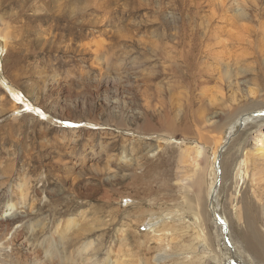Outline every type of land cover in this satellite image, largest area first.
I'll use <instances>...</instances> for the list:
<instances>
[{
    "label": "rangeland",
    "instance_id": "obj_1",
    "mask_svg": "<svg viewBox=\"0 0 264 264\" xmlns=\"http://www.w3.org/2000/svg\"><path fill=\"white\" fill-rule=\"evenodd\" d=\"M0 63V264H263L238 235L264 237V121L221 108L264 107V0H0ZM242 133L235 227L229 185L202 226L200 168Z\"/></svg>",
    "mask_w": 264,
    "mask_h": 264
},
{
    "label": "bare ground",
    "instance_id": "obj_2",
    "mask_svg": "<svg viewBox=\"0 0 264 264\" xmlns=\"http://www.w3.org/2000/svg\"><path fill=\"white\" fill-rule=\"evenodd\" d=\"M250 1V0H249ZM259 1V0H258ZM245 4V3H244ZM258 5V4H257ZM245 6V5H244ZM250 6V5H249ZM246 7V6H245ZM202 8V7H201ZM257 8V7H256ZM255 10V9H254ZM187 11V10H186ZM201 11V10H200ZM183 13V12H182ZM196 13H198V12H196ZM200 13V12H199ZM33 14V13H32ZM194 14V13H193ZM182 15V14H181ZM190 15V14H189ZM214 17V16H213ZM184 18V17H183ZM201 18V17H200ZM175 20V19H174ZM213 20V19H212ZM186 21V20H185ZM207 21V20H206ZM183 22H184V20H183ZM190 22V21H189ZM175 23V22H174ZM185 23V22H184ZM192 23V22H191ZM213 23L214 24H216L217 22H214L213 21ZM176 24V23H175ZM177 24H178V21H177ZM180 25V24H179ZM213 25V24H212ZM173 26V25H172ZM175 26V25H174ZM173 26V27H174ZM203 26H204V24H203ZM209 27V26H208ZM222 27V26H221ZM219 28V27H218ZM221 30V29H220ZM216 31H218V30H216ZM220 33V32H219ZM218 33V34H219ZM216 34V33H215ZM249 34H251V33H249ZM198 35V34H197ZM214 36V35H213ZM254 36V35H253ZM259 36V35H258ZM208 37V36H207ZM215 37V36H214ZM232 37V36H231ZM220 38V37H219ZM252 38V37H251ZM176 39V38H175ZM258 39H259V37H258ZM178 40V39H177ZM193 40V39H192ZM232 40V39H231ZM234 40V39H233ZM217 41V40H216ZM235 41V40H234ZM262 41V40H261ZM225 42V41H224ZM239 42V41H238ZM251 42H252V39H251ZM259 42V41H258ZM234 43V42H233ZM235 43H237V42H235ZM240 43V42H239ZM242 43V42H241ZM246 43V42H245ZM253 44V43H252ZM254 44H255V42H254ZM253 44V45H254ZM247 44H245V46H246ZM259 45V44H258ZM172 46V45H171ZM248 47H249V45H247ZM176 47V46H175ZM256 48V47H255ZM258 48V47H257ZM172 50V49H171ZM244 51V50H243ZM240 52V51H239ZM259 56V55H258ZM261 62V61H260ZM260 69H261V71H262V73L264 74V64L263 63H260ZM0 68H1V63H0ZM190 69V68H189ZM192 69V68H191ZM194 69V68H193ZM195 70H197L196 68H195ZM187 71H189V70H187ZM186 71V72H187ZM200 71H202V70H200ZM204 71V70H203ZM195 72H198L199 73V70L198 71H195ZM158 73V72H157ZM189 73V72H188ZM187 73V74H188ZM191 74H192V72H191ZM193 74H194V72H193ZM199 74H201V73H199ZM197 75V74H196ZM177 76V75H176ZM198 76V75H197ZM200 77H202L201 75H199ZM207 76V75H206ZM142 77V76H141ZM159 77H160V75L159 74H155V78L156 79H159ZM195 77V76H194ZM259 77H261L262 79L264 78V76H259ZM178 78V77H177ZM180 78H183V76H181ZM191 79V78H190ZM198 79V78H197ZM205 79V78H204ZM149 80L150 81H152L153 79H151V78H149ZM202 80H203V77H202ZM156 81V80H155ZM171 81V80H170ZM179 81V80H178ZM195 81V80H194ZM182 82V80L181 81H179L178 82V84L180 85V83ZM196 82V81H195ZM174 83H176L177 84V81L176 82H174ZM198 83V82H197ZM172 84H173V82H172ZM182 84V83H181ZM199 84H201V83H199ZM138 85V84H137ZM144 85V84H143ZM175 85V84H174ZM189 85V84H188ZM202 85V84H201ZM3 86H4V88L6 89V91L11 95V97H12V99L14 100V101H16V102H20L19 100H20V97H19V91L16 89L17 87L15 86V85H11V86H8L7 84H5V83H3ZM152 86V85H151ZM175 86H177V85H175ZM174 86V87H175ZM264 86V85H263ZM15 87V88H14ZM169 87H172V86H169ZM179 87V86H178ZM183 87H184V84H183ZM196 87V86H195ZM140 88V87H139ZM144 88H145V90H148L149 88H147L146 86H144ZM190 88V87H189ZM192 88V87H191ZM190 88V89H191ZM171 89V88H170ZM174 90H176L175 88H173ZM193 90H194V88H192ZM200 89V88H199ZM172 90V89H171ZM173 90V91H174ZM189 90V89H188ZM134 91V90H133ZM191 91V90H190ZM197 91H198V89H197ZM145 92H147V91H145ZM194 93H195V90L193 91ZM190 93H192V92H190ZM155 94L156 95H158V97H159V99H162V95H163V93L157 88V89H155ZM194 95H196V94H194ZM194 95H191V96H194ZM197 96H198V94H197ZM192 98V97H191ZM189 99H190V97H189ZM188 99V100H189ZM192 100H194V99H192ZM197 100V99H196ZM202 100V99H201ZM15 102V103H16ZM189 103V102H188ZM191 103H194V102H191V99H190V104ZM243 103V102H242ZM242 103H240L239 102V104L238 105H230V107H225L224 105H222V112L223 113H227V121L228 122H226V123H232L233 121H234V123H233V125L232 126H241L242 125V127H244V126H246V124H247V121H250V123H252V125L253 124H255V123H258V122H260V121H264V114H263V116L262 117H260V115L259 114H261L262 115V113L263 112H249V113H247L246 112V110L245 109H247V107H248V109L249 110H251L252 111V109H256V108H258V109H264V107L263 106H258V105H260V104H258V103H256V104H248V105H246V104H242ZM204 104V103H203ZM193 105H195V104H193ZM192 105V106H193ZM190 107H191V105H189ZM197 106V105H196ZM205 106V105H204ZM257 106V107H256ZM193 108H194V106H193ZM204 108V107H203ZM208 108V107H207ZM184 109V108H183ZM195 109V108H194ZM194 109H193V112H194ZM190 110V109H189ZM192 110V109H191ZM204 110V109H203ZM248 110V111H249ZM1 111V110H0ZM184 111V110H183ZM211 111V110H210ZM257 111V110H256ZM174 112V111H173ZM185 112H188V109H187V111H185ZM204 112H205V110H204ZM207 112H209V111H207ZM194 113H196V112H194ZM193 113V114H194ZM206 113V112H205ZM256 113H259L258 114V116H256V117H254V116H252V115H254V114H256ZM176 114V113H175ZM177 114H178V112H177ZM182 114V113H181ZM181 114L179 113V115H172V116H175V117H177L178 119L181 117ZM188 114V113H187ZM197 114V113H196ZM182 115H184V114H182ZM184 117V116H183ZM190 117V116H189ZM177 118H175V120L177 119ZM236 118V119H235ZM58 119V118H57ZM177 119V120H178ZM185 119V118H184ZM187 119V118H186ZM189 120V119H188ZM24 123V122H23ZM36 123V122H35ZM168 124L170 123L169 121L167 122ZM182 123V122H181ZM184 123H185V121H184ZM197 123V122H196ZM200 123H201V121H200ZM34 124V123H33ZM188 124V123H187ZM169 125H173V124H169ZM175 125H177L176 123H175ZM175 125H173V126H175ZM183 125V124H182ZM184 126V125H183ZM183 126H181V127H183ZM218 126H219V124H218V122L217 121H215L213 124L211 123V125H210V127L209 128H211L212 129V131H216L217 132V130H218ZM232 126H230V130L231 129H234V128H232ZM249 126V125H248ZM194 127H196V126H194ZM179 128H180V126H179ZM222 128V127H221ZM220 128V129H221ZM229 128V127H228ZM240 128V127H239ZM238 128V129H239ZM31 129H32V127H31ZM168 129H170V128H168ZM197 129V128H196ZM183 130H184V128H183ZM247 132H248V130H246ZM246 132V133H247ZM175 133H176V131H175ZM174 133V134H175ZM179 133H181V130L179 131ZM182 134V133H181ZM181 134H179V135H181ZM170 135V134H169ZM175 137V136H174ZM242 139H243V133L242 134H239V136L234 140V142L229 146V148H228V150L226 151V153L224 154V156H223V158H222V160H220V156H219V154H220V152L218 153H215V155L213 156V159H212V166H211V173H210V176H209V180L211 179V184H210V186L208 185V190H207V183H208V181H207V177H206V174H208L207 173V169H208V167L206 166L204 169H201L200 168V172H199V175H198V177H197V179H196V182H195V184L196 185H198L199 186V193H198V195H197V199H198V205L199 206H201V222H200V224H202V226H206L207 227V213H205V212H203V208H204V203H205V199L207 198V191H208V193L210 194V195H208L209 197H211V196H213V199H214V202H218V200H219V197H220V195H218L219 194V191H220V187H221V185H222V193L224 192V191H226V187H227V185H229V191H226L227 192V194H228V199L231 197V201H230V204H229V206L228 205H226L227 206V216H228V218H230V220L231 221H229V222H231L232 223V225L234 226V223H233V220H234V216H235V214L233 213L232 214V212H231V209H232V207L234 208V207H236L237 208V206L235 205V202H236V200H237V193L239 192V184L241 183V181H245V180H247L246 179V172L244 171V165H245V159H244V161L242 160L241 162H236V159L237 158H235V156L233 157L234 158V160H233V162L231 161V162H229L230 160L228 159H226L225 158V156H226V154H230L231 156L233 155V150H235V148H236V144L238 143L239 144V141L241 142L242 141ZM205 140V139H204ZM200 141V140H199ZM222 141V140H221ZM218 142V141H217ZM204 143V142H203ZM214 144V143H213ZM192 153V152H191ZM197 154V153H196ZM181 155V154H180ZM175 156H176V154H175ZM184 156H185V154H184ZM193 156V155H192ZM230 156V157H231ZM183 157V156H182ZM229 157V158H230ZM185 158V157H184ZM178 160H179V158H177ZM183 159V158H182ZM206 159V158H205ZM241 160V159H240ZM183 161H184V159H183ZM179 162V161H178ZM180 163H181V161H180ZM173 164V163H172ZM24 165V164H23ZM210 165H211V163H210ZM237 166L238 168H237V170H236V172L234 173V175H233V170H234V166ZM175 166V165H174ZM198 166V165H197ZM174 168H176V166L174 167ZM170 169H172V168H170ZM175 170V169H174ZM209 171V170H208ZM170 172H171V170H170ZM174 172V171H173ZM173 172H171V174L173 173ZM210 172V171H209ZM174 175H175V177H177L176 176V174L177 173H173ZM177 175H179V173L177 174ZM233 175V176H232ZM231 176H232V178H231ZM173 178V177H172ZM171 178V179H172ZM207 178V179H206ZM11 179V178H10ZM174 179V178H173ZM172 182V181H171ZM8 184V183H7ZM245 184V182H243V185ZM171 188V187H170ZM260 189V188H259ZM225 193V192H224ZM227 199V200H228ZM206 201H207V199H206ZM200 209V208H199ZM183 211V210H182ZM178 212V211H177ZM264 213V212H263ZM237 216H238V218H239V220H240V212H239V210L237 211ZM246 216V215H245ZM246 218V217H245ZM247 219H249V218H247ZM20 220V216H18V215H14L12 218H9V219H6V220H2V221H0V227H4V226H6V230L12 225V224H14V223H16V222H18ZM229 220V219H228ZM262 220H263V224H264V218H262ZM247 222V221H246ZM230 223V224H231ZM244 223H245V221H244ZM241 225V224H240ZM246 225H248V230L246 229L245 231H247L246 233H242L241 232V234H237L238 236H239V239H240V242L244 245V247L246 248V250L250 253V256L254 259V260H256V259H260L261 260V262H263V264H264V237L262 238L261 237V235L257 232V230L255 229V227H254V224H253V222H249L248 224H246ZM201 227V226H200ZM235 227V226H234ZM233 227V228H234ZM241 227V226H240ZM203 228V227H202ZM232 228V227H231ZM244 228V227H243ZM242 229V228H241ZM243 230V229H242ZM87 231V230H86ZM86 231H84L83 233H82V236H84L85 234V232ZM239 231V230H238ZM238 231H237V233H238ZM244 231V230H243ZM244 231V232H245ZM4 232V231H3ZM19 232V231H18ZM80 233V232H79ZM87 233V232H86ZM234 233V232H233ZM236 233V232H235ZM240 233V232H239ZM77 235H79V234H77ZM87 235V234H86ZM237 235H236V237H237ZM81 236V235H80ZM78 237V236H77ZM78 238H80V237H78ZM238 238V237H237ZM259 241H261V243L259 242ZM249 242H252V243H255L256 245L258 244V246L259 247H261V248H259L258 247V250H261L262 251V253L260 254L259 253V251L258 250H256L255 249V247L253 248L252 247V245H250L249 244ZM211 244V243H210ZM209 244V245H210ZM213 248V247H212ZM87 250H88V248H87ZM86 250V251H87ZM213 251V250H212ZM217 257V256H216ZM214 258V257H213ZM212 259V258H211ZM215 259V258H214ZM213 259V260H214ZM215 261H217V260H215ZM257 261V260H256Z\"/></svg>",
    "mask_w": 264,
    "mask_h": 264
}]
</instances>
